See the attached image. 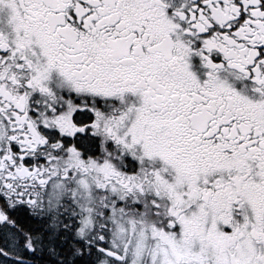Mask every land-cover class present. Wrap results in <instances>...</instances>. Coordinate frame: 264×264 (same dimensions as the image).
<instances>
[{"label": "snow or ice", "instance_id": "snow-or-ice-1", "mask_svg": "<svg viewBox=\"0 0 264 264\" xmlns=\"http://www.w3.org/2000/svg\"><path fill=\"white\" fill-rule=\"evenodd\" d=\"M0 264H264V0H0Z\"/></svg>", "mask_w": 264, "mask_h": 264}]
</instances>
